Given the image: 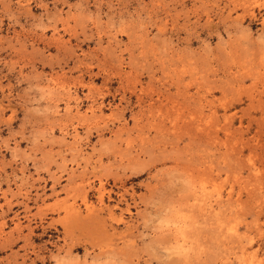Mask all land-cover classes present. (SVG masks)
<instances>
[{"label":"rangeland","instance_id":"obj_1","mask_svg":"<svg viewBox=\"0 0 264 264\" xmlns=\"http://www.w3.org/2000/svg\"><path fill=\"white\" fill-rule=\"evenodd\" d=\"M0 264H264V0H0Z\"/></svg>","mask_w":264,"mask_h":264}]
</instances>
